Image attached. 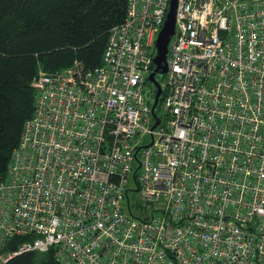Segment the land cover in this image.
Here are the masks:
<instances>
[{
    "label": "built area",
    "instance_id": "obj_1",
    "mask_svg": "<svg viewBox=\"0 0 264 264\" xmlns=\"http://www.w3.org/2000/svg\"><path fill=\"white\" fill-rule=\"evenodd\" d=\"M169 4L126 0L100 66L33 79L0 175V264L53 246L63 264H264V0H177L153 126Z\"/></svg>",
    "mask_w": 264,
    "mask_h": 264
},
{
    "label": "trees",
    "instance_id": "obj_2",
    "mask_svg": "<svg viewBox=\"0 0 264 264\" xmlns=\"http://www.w3.org/2000/svg\"><path fill=\"white\" fill-rule=\"evenodd\" d=\"M126 10V0H0V175L36 113L32 81L38 72H57L74 62L87 70L100 66L110 31L124 22ZM146 89L153 102L154 87L148 82ZM128 198L133 209L138 206L135 187ZM25 240L9 241L4 251ZM57 248L21 254L5 264H63Z\"/></svg>",
    "mask_w": 264,
    "mask_h": 264
},
{
    "label": "water",
    "instance_id": "obj_3",
    "mask_svg": "<svg viewBox=\"0 0 264 264\" xmlns=\"http://www.w3.org/2000/svg\"><path fill=\"white\" fill-rule=\"evenodd\" d=\"M177 6V0H170L169 8L165 16L164 23L160 29L157 38L155 40V53L152 59L153 70L148 75V82L154 87L155 93L153 96V104L151 112L154 116V109L158 104V100L161 97L163 90L159 80L157 79L158 75H163L167 71L166 59L168 54V45L170 43L171 37L175 31V10ZM155 118V126L158 124V119Z\"/></svg>",
    "mask_w": 264,
    "mask_h": 264
},
{
    "label": "rangeland",
    "instance_id": "obj_4",
    "mask_svg": "<svg viewBox=\"0 0 264 264\" xmlns=\"http://www.w3.org/2000/svg\"><path fill=\"white\" fill-rule=\"evenodd\" d=\"M157 79H159V77L157 76ZM161 84V87H163V85H162V83H160ZM134 183H133V181L132 180H129V187H130V189H134ZM130 195V197H131V199H132V201H135V199L133 198L134 196H135V194L134 193H130L129 194ZM134 204V203H133ZM132 204V205H133ZM33 251H36V250H32V251H29V252H33ZM29 252H24V253H21V254H25V253H29ZM21 254H19V255H21ZM19 255H17V256H19ZM16 257V256H15ZM14 258V257H13ZM11 260V259H10Z\"/></svg>",
    "mask_w": 264,
    "mask_h": 264
},
{
    "label": "flooded vegetation",
    "instance_id": "obj_5",
    "mask_svg": "<svg viewBox=\"0 0 264 264\" xmlns=\"http://www.w3.org/2000/svg\"><path fill=\"white\" fill-rule=\"evenodd\" d=\"M152 90V89H151Z\"/></svg>",
    "mask_w": 264,
    "mask_h": 264
}]
</instances>
